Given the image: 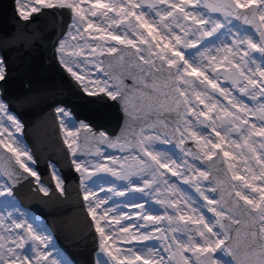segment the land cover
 Wrapping results in <instances>:
<instances>
[{
  "label": "snow or ice",
  "instance_id": "snow-or-ice-1",
  "mask_svg": "<svg viewBox=\"0 0 264 264\" xmlns=\"http://www.w3.org/2000/svg\"><path fill=\"white\" fill-rule=\"evenodd\" d=\"M30 2L37 6L18 9L23 21H30L32 13L43 8L70 12L68 31L56 45L59 63L85 94H103L117 102L133 122L113 137L104 130L94 132L64 107L55 109L98 234L102 256L96 264H264V0H89L88 7L82 6L85 0ZM233 19L254 25L258 36L242 31ZM93 30L106 35L94 36ZM209 38L219 44L201 43ZM189 49L195 51L187 55ZM5 77V62L0 58V81ZM221 80L232 87H223ZM233 88L241 95H233ZM217 92L227 100L219 110ZM151 116L155 119L149 122ZM23 130L24 124L0 99V264H63L48 251L51 236L29 223L15 204L13 189L23 180L33 179L44 196L51 192L36 170L31 150L16 135ZM89 137L96 145L95 163L89 162L82 147ZM173 140L184 153L179 162L157 148L158 143ZM187 140L195 141V150L186 146ZM101 145L129 155H107ZM225 146L231 150L225 151ZM118 159L133 163L116 166ZM196 161L207 163V168ZM241 166L245 175L240 174ZM50 167L55 189L63 195L64 181L55 165ZM101 173L127 184L121 190L115 184L105 189L96 183ZM168 173L191 184L203 205L170 184ZM133 176L142 177V182ZM203 182L210 186L202 187ZM162 188L171 190L167 198L156 200L164 208L162 215H152L145 207L147 200L129 202L135 209L131 214H117L115 207L108 206L111 197L97 192L123 197L130 191L160 193ZM133 216L142 223L132 224ZM129 235V242L156 239L163 246H145L138 250L144 255L121 259L115 254L121 250L114 252L109 241Z\"/></svg>",
  "mask_w": 264,
  "mask_h": 264
},
{
  "label": "water",
  "instance_id": "water-1",
  "mask_svg": "<svg viewBox=\"0 0 264 264\" xmlns=\"http://www.w3.org/2000/svg\"><path fill=\"white\" fill-rule=\"evenodd\" d=\"M16 1L0 0V53L6 67L0 90L10 111L22 120L23 135L37 161L35 167L51 192L44 196L31 178L21 181L13 192L24 206L46 219L57 243L75 264H96L98 234L87 213L80 174L71 164L55 109L59 105L68 107L77 119L88 121L94 132L104 129L113 137L133 122L117 102L103 94H85L59 63L56 45L68 30L70 12L43 8L39 13H32L30 21H23ZM244 25L255 29L254 25ZM154 119V116L149 117V122ZM80 136L85 139L84 132ZM172 143L176 145L175 140ZM189 143L187 140L186 146ZM82 147L88 156L95 152L96 145L89 137ZM52 162L59 167L64 179L63 195L55 189ZM2 167L0 164V170Z\"/></svg>",
  "mask_w": 264,
  "mask_h": 264
},
{
  "label": "rangeland",
  "instance_id": "rangeland-1",
  "mask_svg": "<svg viewBox=\"0 0 264 264\" xmlns=\"http://www.w3.org/2000/svg\"><path fill=\"white\" fill-rule=\"evenodd\" d=\"M90 2L94 3L95 0H90ZM102 2L103 3H111L112 0H102ZM201 2L203 3V0H201ZM16 3H17V8L18 9L23 7L25 11L30 10V8L33 7V6H37L34 3H31L30 0H17ZM169 3H179V0H169ZM82 6L83 7H88L89 6V0H85V3ZM110 15H113V13H110ZM211 15L213 17H215V18L223 20L222 15H220L218 13H212ZM96 23H100V22L96 21ZM225 23H227V22H225ZM232 23L234 25H236L238 28H240L242 31L247 29L249 32L253 33L255 36H258V33L255 32V29H252L250 27L244 26V24L241 21H237V20L233 19ZM177 31H178V29H177ZM222 31H227V28H225ZM93 35L94 36H100V35H106V33H97V32H95L93 30ZM64 36L62 38H64ZM100 42L104 43V44H107V43H110V44H113V45L115 44L114 41H107V42L100 41ZM201 43L204 44L206 47H214V46L219 44V41H215V43L213 44L211 42V38H209L208 41H202ZM197 47L200 48L199 45ZM201 50H203V49L201 48ZM194 51H195V49H189V50H187L186 54L187 55H191ZM213 54H215V53H213ZM221 55H223V53H221ZM254 55L257 57V60L259 62V53H255ZM0 58H2L1 53H0ZM224 67H227V65L225 64ZM221 85L223 87H229V88L232 87L230 82L227 83V82H224L223 80H221ZM233 95L239 96L241 94L238 92L237 88H233ZM0 99H3L2 96H1V92H0ZM216 99H218L220 101V103L217 105V110H219V108L221 106H227V100H225L223 97H220L218 92L216 93ZM245 102L246 103L249 102V98H245ZM6 104H7V102H6ZM58 107H64V106L59 105ZM200 107L202 108L203 106L201 105ZM64 108H66L67 110L70 111V109L68 107H64ZM9 112L11 114H13L14 116H16L17 119H19L16 114L12 113L11 111H9ZM70 113L75 118V120L84 121V122L88 123V121H86L84 119H77L71 111H70ZM5 127H9V123L7 121L5 122ZM16 135H17L18 138H20L22 136L23 143L29 148V146H28V144H27V142H26V140H25V138L23 136V133L22 134H16ZM235 138H236V136L234 135L233 139H235ZM189 141H190V143H189V145L187 147L188 148H193L195 150V147H196L195 146V141H193V140H189ZM101 148L105 152V154L110 155V156H114V157H117V158L129 155V153L127 151L121 152L118 148H110V147H107V146H104V147H101ZM157 148H158V150L166 151L170 155H173V158L176 159L178 162L181 160L182 157H184V153H182L180 148H177L173 143H169V144L158 143L157 144ZM230 150L231 149L229 147L225 146V151H230ZM87 157H88L90 163H95L94 153L88 155ZM187 159L189 161H191L192 158L191 157H187ZM128 163H133V162L131 161V159H129L128 161H124V160H119L118 159L116 166H119L120 164H128ZM196 163H197V166H203L205 169L207 168V164L206 163H203V165H202L201 161H196ZM52 165H55V164L52 163ZM110 166H112V165H110ZM55 168L57 169L58 175L63 180V178L61 176V172H60L58 166L55 165ZM240 174L241 175H245L242 166H241V173ZM167 178H168L170 184H175L178 188L183 190L185 195L191 196L201 206L203 205L204 202L199 197V194L195 191V188L191 184L184 183L179 177H173L171 175V173L167 174ZM132 179L134 181H136L137 183L142 182V177H140V176H133ZM96 183L101 185V186H103L105 189H107V188L111 187L113 184H115L117 189L121 190L123 185L127 184V181H118L114 177H112L110 174L101 173L100 174V178L98 180H96ZM91 186L95 187V185H91ZM201 186L202 187H209L210 185H208L207 182H203ZM97 192H98V195L100 197H104L105 195H108V196L111 197V200L109 201L108 206L109 207H115L117 209V214H118L119 211H125V212H129L131 214L132 212L135 211V209H132V208L129 207V202H132V203H143L145 200H147L148 203L145 206L146 209H151V214L152 215H157V214H161L162 215L163 211H164V208H163L162 205L156 203V200L157 199H165V198H167L170 195L171 190L165 191L162 188V191L160 193L149 192L148 190H146L144 193H132L130 191L128 195L123 196V197L113 196L111 193H107V192H99L98 189H97ZM212 195H213V197L216 196V194H212ZM14 196H15V204H16V206L20 209V212L24 214V217L26 219H28V222L29 223H33V225L35 227H38V229L40 231H42L45 235H50L51 236V244L49 245L48 251L52 253L53 257H55L57 260L62 261L63 264H75L71 260V258L68 256V254L59 246V244L57 243L56 238H55V236L53 234V231L51 230L49 225L46 223L45 219L42 216H39L38 214H36L31 208H28V207L24 206L21 203L20 199L15 194H14ZM257 196H258V194H257ZM8 210H12V208L9 207ZM168 211H169V213H171L173 210L169 208ZM207 215L211 216V213H207ZM122 223H126V222H122ZM131 223L135 225L137 223H142V221H140L137 217L133 216L132 220H131ZM134 231H135L134 228L130 229V233L134 232ZM130 240H131L130 235L127 237V239H124L122 237L117 236V237L114 238V240H110L109 243L110 244L114 243V247H113V251L114 252H115V250L117 248L121 250L120 252H116L115 253L121 259H123L125 255H128L129 259H134L137 254L144 255L143 252H138V250L145 248V246H147V247H155L157 249H160L163 246L162 242L159 241V240H156V239L143 241V242H137V241L129 242ZM128 249L132 250L131 253H128ZM188 255H191V254H188ZM101 256H102V254L100 253V251L98 249V251L96 252V261H97L98 258H101ZM103 258L107 259L106 256H103ZM223 258L224 259H230L229 257H223ZM110 264H112L111 261H110ZM125 264H127V261H125ZM136 264H143V261H136Z\"/></svg>",
  "mask_w": 264,
  "mask_h": 264
}]
</instances>
